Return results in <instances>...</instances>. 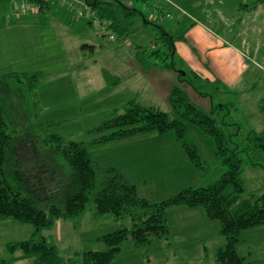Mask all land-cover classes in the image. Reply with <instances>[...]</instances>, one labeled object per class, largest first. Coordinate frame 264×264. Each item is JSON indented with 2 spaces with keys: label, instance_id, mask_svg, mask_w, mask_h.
Here are the masks:
<instances>
[{
  "label": "rangeland",
  "instance_id": "obj_1",
  "mask_svg": "<svg viewBox=\"0 0 264 264\" xmlns=\"http://www.w3.org/2000/svg\"><path fill=\"white\" fill-rule=\"evenodd\" d=\"M22 0H12L9 2L12 8H16L17 3ZM34 2L33 0H27ZM126 5H133L142 14L136 15L131 19L129 34L126 38L115 40L109 35L101 36L104 23H98L100 39L94 41V50L79 46L91 35L84 33L77 25V11L81 14V21H86L89 14L88 7L80 0L73 6L55 4L49 11L53 10L58 15L53 19L52 24L48 25L51 32L58 40L49 42L50 35L46 34L48 42L42 48V54L38 56L33 65H26L22 55H16L19 65L11 63L9 67H17L18 72H39L35 95L26 94L29 102L36 106L35 111L29 108L31 121L42 122L51 120L46 130L59 133L67 138L78 141H89L94 133L89 129L99 124L103 119L114 115L112 110L119 109L126 100L135 99L144 105H152L166 111L169 117L174 113L168 100L169 85H178L185 89L189 99L197 103L203 110H212V115L217 120L225 134L232 137V145L238 144L246 147L247 137L251 132L264 133V1L256 5L252 10L244 6L254 0H123ZM16 2V3H15ZM15 3V4H14ZM75 5V6H74ZM72 7V8H71ZM2 6H0L1 10ZM25 10V9H23ZM19 9V11H23ZM65 11V12H64ZM68 11V12H67ZM245 11V12H244ZM46 12V11H45ZM164 12V13H163ZM168 13L167 15L165 13ZM67 13L68 16L64 17ZM152 18L153 23H145L142 19ZM64 17V18H63ZM191 17L202 20L205 24L213 27L228 41L239 49L243 57L241 70L237 72V78L230 84H222L215 78L208 75L186 74L185 79L179 80L177 72L172 69H149L141 67V62L133 56L136 46L148 48L156 44H149L155 38L156 23L162 24L164 29L176 37L184 32L192 23ZM58 18V19H56ZM47 22V21H45ZM60 26H59V25ZM86 24V23H85ZM154 24V25H153ZM88 25V24H87ZM96 25L89 26L93 31ZM88 41V40H86ZM93 42V41H92ZM100 42V45H99ZM119 55L126 56L124 61H119ZM26 59V58H25ZM180 56L174 53V66L179 71H188L185 65L181 64ZM168 62L170 57L163 59ZM162 64L159 58L145 57V62ZM67 62L70 65H63ZM183 63V62H182ZM56 64H62L57 66ZM187 66V65H186ZM158 67V66H157ZM12 69V68H11ZM78 74H89L93 79L90 80L89 90H82V97L72 101L74 104L79 102L80 108L68 113H60L62 104L57 84L61 78ZM97 79L107 84L106 89L97 91ZM94 83L95 87L92 86ZM187 80V81H186ZM26 81V80H25ZM240 82L239 84H236ZM193 82L195 87L188 84ZM25 85L27 83L23 82ZM74 83V82H73ZM171 83V84H170ZM174 83V84H173ZM50 88L49 94L58 95L52 101L53 104L45 107L42 100L39 101L37 91ZM114 86V87H113ZM234 86V87H233ZM113 87V88H111ZM69 89V88H68ZM65 92V91H63ZM66 93L71 94L68 90ZM205 93L204 95L201 94ZM43 96H45L43 94ZM264 108V106H262ZM49 110L55 113H49ZM48 111V113H47ZM121 111V110H120ZM168 136H163L160 143L172 151V144L178 149L183 150L179 143L171 141L174 134L172 131H165ZM184 141L188 144H195L199 155L203 161L205 170L195 169L197 172L194 177L186 184L206 185L218 178L224 170V165L220 163V156L214 153V143L210 136L204 134L196 125L187 124ZM165 135V134H163ZM89 145L88 148L93 150ZM96 152V151H95ZM99 151L96 152V154ZM241 156V178L244 192L264 191V156L260 163H251L252 152L240 151ZM104 154V152H100ZM138 177V176H137ZM133 181L139 182L138 179ZM137 192L141 195L148 193L149 200H157L163 196L172 194L171 187H158L151 189L143 183H136ZM181 183L175 189L180 188ZM84 211L73 219H57L51 227L42 229V235L48 241L55 243L58 252L64 260L77 257L79 262L80 254L86 250L105 249L106 245L97 236L108 233L122 226H129L128 218L114 219L111 215L94 216L93 205L91 202L85 204ZM186 207L174 206L166 209V221L170 226V243L164 245L160 237L153 236L146 245L133 246L130 239L121 242L120 252L113 258L111 264H215V252L218 244L225 242V236L219 233L221 222L217 219L202 216V224L198 226L199 217L193 218L189 212L183 211ZM5 222V220H4ZM0 220V258H8L21 254L19 250L9 252L6 250V242L18 239H27L34 231L31 223H20L8 220L6 223ZM200 230L197 235L196 231ZM203 237L204 239H200ZM219 242V243H218ZM237 254L244 257V263L264 260V224L248 227L240 231V241L236 248ZM12 264H31L30 259L22 258L13 260ZM80 264V263H78Z\"/></svg>",
  "mask_w": 264,
  "mask_h": 264
},
{
  "label": "trees",
  "instance_id": "obj_2",
  "mask_svg": "<svg viewBox=\"0 0 264 264\" xmlns=\"http://www.w3.org/2000/svg\"><path fill=\"white\" fill-rule=\"evenodd\" d=\"M33 1L38 12L47 11L60 2ZM263 1L254 0L250 4L255 6ZM81 2L88 7L92 18L104 23L101 35L111 34L110 38L116 40L126 38L131 19L142 14L133 1L130 5L123 0ZM250 4L241 6L249 7ZM142 19L145 23H153L150 21L152 18L142 15ZM154 27L157 35L149 44L156 45L135 47V56L142 67L156 66L145 62V57L159 58L163 62L157 65L172 68L178 73L179 80L185 79V73L197 74L192 70L176 69L174 37L162 24L156 23ZM178 37L184 38L183 34ZM168 56L170 60L164 62ZM38 77L37 71H10L0 76V220L2 223L4 220V223L8 220L31 223L34 227L27 239L6 242V250H19L21 254L0 258V264H12L13 260L22 258L30 259L31 264H111L122 250L121 242L125 239H130L133 246H142L156 236L164 239L168 246L170 229L165 211L175 205L198 206L207 218L221 222L219 233L225 236V242L216 249L215 264H264V260L244 263V257L236 251L241 230L264 224V191L244 192L240 176L242 159L238 153L252 152L254 158L251 156L250 162L260 163L264 156V133L251 132L246 147L232 145L231 135L221 129L212 110H203L189 99L184 88L172 85L168 100L173 117L152 105L127 100L114 111V115L89 129L95 134L89 141H78L46 130L49 122L31 121L29 108L35 111L36 101L33 104L29 102L26 90L28 94L35 95ZM188 84L195 87L193 82ZM262 106L264 103L261 104V109H264ZM188 123L211 137L214 153L220 156L224 170L206 185H188L159 200L151 201L139 194L129 176L100 161L96 152L88 148L95 143L140 132L160 134L172 131L193 167L203 171L205 167L197 146L184 141ZM87 202L92 203L94 216L108 214L114 219L128 218L131 223L97 236L105 243V249L86 250L80 254L79 262L73 256L64 260L55 243L48 241L41 231L51 227L57 219L79 216Z\"/></svg>",
  "mask_w": 264,
  "mask_h": 264
},
{
  "label": "crops",
  "instance_id": "obj_3",
  "mask_svg": "<svg viewBox=\"0 0 264 264\" xmlns=\"http://www.w3.org/2000/svg\"><path fill=\"white\" fill-rule=\"evenodd\" d=\"M10 1L12 0H0V6H2L0 10V76L3 73H10V71L18 72L19 69L17 67H9L13 62L15 63V66L19 65V59L15 57L16 55L18 56V54L24 57L26 65L30 64L32 66L33 62L37 61L38 56L42 54V48L45 47L48 42L46 34L50 35L49 42L53 41V38L51 37H54V35L49 32L53 30L48 25H53L52 22L53 19H55V16L58 15L57 13H62L56 12L54 10L52 12H47L54 5L46 12H38L35 8L32 7L28 9L25 8V10H23L22 8L17 6V9L15 10V8H12L9 4ZM76 1L78 0H75V2ZM260 3L261 2H257L256 5ZM58 4H60V6L62 7H64V5H67V3L60 2H58ZM70 6H73V4ZM255 6H252L250 4L249 9L252 10L253 8L257 7ZM247 7L248 6H246L245 8L247 9ZM19 9L23 11H19L18 13L17 11ZM77 13L78 18L75 24L77 25L76 27L81 28L84 31L83 34L87 33L91 35L90 38L85 39V41L83 43H80L79 46L83 47V49L89 48L92 51L95 48L94 44L92 43L100 39L98 22L95 18H92V13L90 12L86 17L87 19L85 22L81 21L79 15L81 13L79 10L77 11ZM165 14L167 15L168 13L166 12ZM61 15H64V17L68 16L67 13ZM191 19V25L182 33L184 38L178 37L179 35L174 37L175 50L176 53L180 56V60H182L181 64L185 65L188 71L192 70L202 76L208 75L210 77L217 78L222 84L226 85L233 83L235 78H237V72L240 71L241 66L245 64L243 62L241 52H239V49L234 46L232 42L228 41L213 27L211 28L202 20L195 19L194 17H191ZM94 24L96 25V27L92 31L89 26H93ZM58 40L54 37L55 43H57ZM113 40H115L114 46L117 45V40ZM115 48H119V46H115ZM133 56H135V53ZM119 57V61H123V57L124 61L126 59L125 55H119ZM56 65L62 66V64ZM63 65L67 66L70 65V63L67 62ZM246 65L247 64H245V67ZM157 66L153 65L149 66L148 68L159 69V66ZM160 68L164 70L172 69L170 67L167 68L162 66H160ZM92 79L93 78L89 74H78L68 76L67 78H61L58 81L57 88L60 96H62L63 104L59 109L60 113H68L73 109L74 111L77 110L78 112V109L80 108L79 102L82 103L79 96L82 97V90H89L90 80ZM95 82L98 83L97 86L94 83V80L92 86H96V88H98L97 91H102V89L107 88V84L102 80L97 79V81ZM239 83L240 82L237 81L236 84ZM38 87L39 90L36 94L37 96H39V101L43 98L45 107L53 104L52 101L56 99L58 95L53 94L52 96V94H49L47 92L51 89L45 88L42 90L43 94L45 95L43 96V94L41 93V87ZM167 87L168 86H166V89L167 91H169V88L171 86L169 85V88ZM66 90H68L71 94L66 93ZM78 98L80 101L76 102L77 104H74L72 101ZM128 100L137 101L135 99ZM116 110L117 108H114L111 113H114V111ZM49 113L55 112L49 110ZM108 118L109 117L105 119ZM42 122H49V124L52 123L51 120L47 119L46 121ZM166 134L167 133L159 134L154 131L140 132L135 135L126 136L125 138L108 140L104 141V143H95L93 144L92 148L96 152L99 151L96 155L100 161L108 165H112L115 168L117 167L119 170L125 173V175L129 176L132 181L134 179H138L140 183L145 184L149 189H151V187H171L169 189H171L173 191L172 194H174V192L184 188L185 186L195 185L186 183L190 181V178H195L194 175L197 173L195 169L197 168L193 167V165L189 161L188 157L185 154L184 147L183 150L178 149L177 154H174L177 146L175 144H172V151L169 153V149L167 147H164V145L160 143L163 136H168ZM175 140V136L173 137V140L171 137L172 142H174ZM101 151L104 152L103 155L100 154ZM133 182L135 183V185L136 183H139L135 181ZM178 182L181 183V187L175 189L176 186H178ZM147 195L148 193L144 196L148 197ZM183 211H186L187 213L189 212V214H191L194 219L199 217L198 224H194L196 226L202 224V216L206 217L198 206H186ZM196 233L197 235L200 234V230L196 231ZM200 239L204 238L201 237ZM166 243L167 242L164 241V245ZM218 246H220V244H218Z\"/></svg>",
  "mask_w": 264,
  "mask_h": 264
},
{
  "label": "built area",
  "instance_id": "obj_4",
  "mask_svg": "<svg viewBox=\"0 0 264 264\" xmlns=\"http://www.w3.org/2000/svg\"><path fill=\"white\" fill-rule=\"evenodd\" d=\"M61 3H67L69 5H72L75 3V0H60ZM17 7H20L22 9H25V8H35L36 9V4H34V2L32 3L31 1H27V0H24L22 2H19V4H16ZM110 36L112 37V35L110 34Z\"/></svg>",
  "mask_w": 264,
  "mask_h": 264
}]
</instances>
